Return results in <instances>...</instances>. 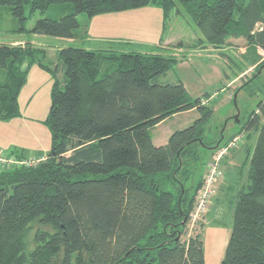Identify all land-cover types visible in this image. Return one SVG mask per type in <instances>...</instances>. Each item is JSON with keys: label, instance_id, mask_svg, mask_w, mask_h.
Segmentation results:
<instances>
[{"label": "trees", "instance_id": "trees-1", "mask_svg": "<svg viewBox=\"0 0 264 264\" xmlns=\"http://www.w3.org/2000/svg\"><path fill=\"white\" fill-rule=\"evenodd\" d=\"M62 4L72 9L26 31L30 16ZM0 6L10 8L19 34L72 42L96 16L146 7L162 12L165 32L179 6L202 35L195 47L222 49L229 39L242 38L248 62L238 74L264 67L258 52H264V0H0ZM81 15L88 19L83 30ZM105 46L62 47L50 68L38 60L44 51L28 42L0 44V121L21 116L18 96L32 65L53 78L43 121L50 132L47 156L36 166L0 170V264H205L201 237L186 236L187 223L214 152L243 133L247 142L257 137L247 150L246 182L235 185L215 213L220 216L227 204L232 223L221 264H264V100L231 136L220 127L207 141L213 110L202 100L210 95L193 99L181 81L161 80L179 62L172 49L143 53L114 41ZM105 62L115 67L102 72ZM192 110L198 117L191 125L173 132L165 145L153 144L154 127ZM206 151L204 172L193 181Z\"/></svg>", "mask_w": 264, "mask_h": 264}, {"label": "rangeland", "instance_id": "rangeland-1", "mask_svg": "<svg viewBox=\"0 0 264 264\" xmlns=\"http://www.w3.org/2000/svg\"><path fill=\"white\" fill-rule=\"evenodd\" d=\"M178 8L179 13L173 14L170 19L166 21L165 32H163L161 25H159L163 23V19L161 23V13L159 9H145L143 11L131 10L121 14H110L107 19L105 15H101L92 18L89 22L84 15H81L78 17V20L82 30L88 22L85 28L86 32L83 34L82 39L67 44L64 42L66 40L47 35L17 33L16 29L18 25L10 12V8L8 6H0V44L9 43L11 45H18L19 40H22L44 51L46 57L47 54L55 53V50L60 47H65V45L66 47L73 45L83 48L88 47L107 50L108 47L105 46L106 43L101 45L100 42L118 37L123 39L128 37L135 43L137 42V45L132 47L133 51H136L134 49L136 48L138 51L152 52L160 49L157 45H159V47H168L170 50L172 49L169 53L171 52L179 62L174 69L168 72L165 77H162L161 80L171 84L181 81L189 96L193 99L208 93L210 97L205 99V101L206 105L212 108L213 117L206 127L205 138L207 141L212 140L211 138H216L217 131L220 132L221 130H224L226 138L231 136L236 130L235 125L237 124L234 122L233 118L237 112L238 121L241 120L244 122L252 111H256L257 104L261 100H264V67L257 70V72H255V67L252 68L251 71L248 67L238 74V72H240L238 69L244 68V65L248 62L246 58L240 59L239 53L238 55L236 54L238 57L231 56V61H229L225 56L229 55L230 50L225 47L222 49H215L206 45V48H203L201 44L200 47H195L198 44V39L202 38V35L182 8L179 6ZM70 9H72L70 4L53 5L49 7L47 11L36 12L30 17L26 9L25 15L29 18L26 21L25 29L26 31L31 30L39 19L59 18L68 13ZM152 30H158V33H154ZM113 31L115 32L112 33ZM240 39L241 40L229 39L230 44H234L233 46L241 50L245 43L244 39ZM180 42L182 43V47L177 48L176 46ZM38 60L43 65L48 66L46 61L41 57H38ZM112 66L114 68L115 64L105 62L102 67V72L113 69L111 68ZM254 73L256 76L252 78V74ZM230 80L233 82L229 83L228 81ZM247 80H249V82L241 89H238L247 82ZM50 89L49 78L47 79L45 75H42V78L32 77L31 83L22 91L20 102L23 103V99L31 95L29 105L27 108L24 107L22 113H24L26 117L29 115H32L33 118L37 117L34 121L30 122L32 130L37 133V138L32 139L30 135L18 132L19 138H23L27 142H34L35 139H37L36 143H39L38 145H43L44 143V145L49 146V148L50 132L43 123L42 118L45 104L50 102ZM236 89L238 90L235 92ZM234 96L235 104L233 101ZM227 119L230 120L227 122ZM194 120L195 117L191 114L177 115L165 124L156 129H152L150 135L154 139L155 145H157L159 141L167 137L168 133L172 134L177 130L184 129L191 125ZM260 124L264 126V117L261 118ZM220 127H222L221 130L218 129ZM16 128L24 130L23 127L16 126ZM11 129L15 131V127H8L3 131L4 139V136L9 138L12 133ZM239 136L240 143L225 155V157L234 155L238 158L237 161L234 159L236 174L232 176L231 172H229L226 176L224 164L222 165L221 163L220 168L223 174L215 185L216 192L205 210L204 214L206 215L202 214L196 221H188L187 223L185 231L186 236L198 234L201 237L205 264H221L231 233L232 223L227 204L223 208V211L218 213L221 214L220 216L215 217L214 213H212V219L207 218L218 186L222 184L224 178L228 183L236 184L237 186L246 182L247 179L249 170L247 150L252 151L251 148L255 144L257 135L253 134L248 142L244 133ZM164 141V143H166V140ZM216 155L217 153L213 156ZM209 158L210 151H206L201 155L193 181H196L197 178L202 175ZM35 229L36 226H33L32 231Z\"/></svg>", "mask_w": 264, "mask_h": 264}, {"label": "crops", "instance_id": "crops-1", "mask_svg": "<svg viewBox=\"0 0 264 264\" xmlns=\"http://www.w3.org/2000/svg\"><path fill=\"white\" fill-rule=\"evenodd\" d=\"M145 9H158V8L146 7V8H141V9H137V10L143 11ZM126 12H128V11L120 12V13H113V14H121V13H126ZM160 13H161L160 14L161 23H162V12L160 11ZM109 15L110 14H105L106 19H107V17H109ZM99 16H101V15H99ZM159 25H161V29H162V24H159ZM117 30H120V29H117ZM115 31H113L112 33H114ZM153 32L154 33H158V30L153 31ZM236 40H241V39L239 38V39H236ZM66 41H68V42H66ZM66 41H64V42L67 43V44L73 43L71 40H66ZM113 41L114 42H123L125 44L132 45V46H134V45L136 46L137 45L136 44L137 42L135 43L132 39H130L128 37L126 39L118 37V38H114V39H110V40H106V41L100 42V44L102 45V44H105L107 42H113ZM24 43H25V41L23 42L22 40H19V42H18V44H24ZM244 43H245V41H244ZM233 45L234 44H230V40L227 41L225 48L229 49L230 52H229V55L225 56V58L227 60L231 61V56L232 57H238V56H236V54L238 55V53H239L240 54V56H239L240 59H244V57L246 56V44H243L244 47L242 46L241 50H239L237 47H235ZM157 47L160 48L158 50L169 49L168 47H164V46L159 47V45H157ZM34 48H36V47L34 46ZM60 48H62V47H60ZM85 48L86 49H92V48H88V47H85ZM59 49L55 50V53L47 54V57L45 55V58H42V59H45L46 64L50 68H53V67L56 66V63H57L56 55H57V51ZM136 51H138V50L136 49ZM140 52H143V51H140ZM258 52H259V54H261V56L264 55V52L262 50L259 49ZM263 58H264V56H262V59ZM254 67L255 66L249 67L250 71ZM42 75H45V77H47V79L49 78V88H51L52 82H53L52 75L49 72H47L45 70H42L38 64L32 65L30 67L28 75H27L26 84L21 89L20 94L18 96V105H19V109H20V112H21V116L19 118H15V119H12V120H9V121H5V122L0 121V151L3 154H5V155H9V154H12L13 152H15L16 154L26 155L28 157H35L36 158V157H39V156H43V158H45L47 156V154H48L49 146H45L44 143H43V145H38L39 143H36L37 139H35L34 142H32V141L31 142H27L25 139L19 138V136H18L19 133H23L25 135H27V134L30 135L32 137V139L37 138V133L34 130H32V128L30 126V122L34 121V119L37 118V117L33 118L32 115H29L28 117H26V115H24V113H22L24 111V107L27 108V106L29 105V100L31 99V95H29L25 99H23V103L20 102V98H21L22 91L25 90V88L28 86L29 83H31L32 77L42 78ZM58 77L61 78V73L60 72L58 73ZM228 82L230 83V82H233V81L230 80ZM48 106H50V102L45 104L44 115H43V118H42L43 121L45 120V118H46V116L48 114V111H49ZM184 114H191V115H193L195 117V119L198 117V114H197V112L195 110H192V111H189V112H185V113H179L177 115H184ZM177 115H174V116L166 119L165 121H163L162 123H160L159 125L154 127L153 129H156L157 127L165 124L167 121L171 120L173 117H175ZM14 125H16L17 127H23L24 130H22V129L19 130L20 128L18 129ZM8 127H11V128L15 127V131L14 130L12 131V129H11L12 133L10 134L9 138L7 136H4L5 137V139H4L3 138V131L5 129H7ZM170 134L171 133H168L167 137H165L164 139L159 141L157 143V145H155V143H154L155 141L151 137L153 144L155 146H163V145H165L167 143V140H168ZM49 138H50V134H49ZM164 140H166V143H164L165 142ZM234 159H236V161H237L238 158L236 156L232 155L230 157L229 156L225 157L223 159V161H222V165L224 164V169L226 170L225 171L226 172V176H227V174L229 172H231L232 176H234L236 174V168H235L236 165H235ZM235 185L236 184L228 183L225 180V178H224V180L222 181V184L220 186H218L217 193H216V195H215V197H214V199L212 201V205H211V208H210L211 210L208 212L207 218L210 217V219H212L211 213H214V215H215V213L218 210V207L226 201V199L229 197V195L232 194V190H233V187Z\"/></svg>", "mask_w": 264, "mask_h": 264}, {"label": "built area", "instance_id": "built-area-1", "mask_svg": "<svg viewBox=\"0 0 264 264\" xmlns=\"http://www.w3.org/2000/svg\"><path fill=\"white\" fill-rule=\"evenodd\" d=\"M202 104H206V101L203 100ZM239 135L233 137L226 145L220 147L215 153L216 156H213L211 161L206 167V171L203 178V184L195 196V202L192 209V212L196 219L200 218L202 214L205 213V210L208 207V204L211 198L215 194V185L217 181L222 177V170L220 168L221 160L228 152L237 147L239 142ZM214 153V154H215ZM45 158H21L14 155H5L0 152V170H8L12 168H19L22 165L26 166H36L39 162L43 161Z\"/></svg>", "mask_w": 264, "mask_h": 264}, {"label": "bare ground", "instance_id": "bare-ground-1", "mask_svg": "<svg viewBox=\"0 0 264 264\" xmlns=\"http://www.w3.org/2000/svg\"><path fill=\"white\" fill-rule=\"evenodd\" d=\"M217 150H218V149H217ZM217 150H216V151H217ZM216 151H215V152H216ZM215 152H214V153H215ZM224 157H225V156H224ZM224 157H223V158H224ZM19 159H21V158H19ZM222 160H223V159H222ZM222 160H221V161H222ZM20 167H28V166H26V165H22V166H20ZM29 167H32V166H29ZM194 221H196V218H195L193 212L191 211V213H190V218H189V222H194Z\"/></svg>", "mask_w": 264, "mask_h": 264}, {"label": "water", "instance_id": "water-1", "mask_svg": "<svg viewBox=\"0 0 264 264\" xmlns=\"http://www.w3.org/2000/svg\"><path fill=\"white\" fill-rule=\"evenodd\" d=\"M233 101H234V104H235V96H234V98H233ZM233 120H234V122H235L236 124L238 123V112H237V114L234 116Z\"/></svg>", "mask_w": 264, "mask_h": 264}]
</instances>
